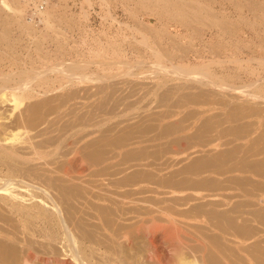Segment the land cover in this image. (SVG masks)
I'll return each mask as SVG.
<instances>
[{
	"label": "rangeland",
	"instance_id": "obj_1",
	"mask_svg": "<svg viewBox=\"0 0 264 264\" xmlns=\"http://www.w3.org/2000/svg\"><path fill=\"white\" fill-rule=\"evenodd\" d=\"M178 1L198 19L153 0H0V77L40 76L21 138L52 137L18 166V203L0 192V264H264V0ZM72 63L87 80L66 83Z\"/></svg>",
	"mask_w": 264,
	"mask_h": 264
},
{
	"label": "bare ground",
	"instance_id": "obj_2",
	"mask_svg": "<svg viewBox=\"0 0 264 264\" xmlns=\"http://www.w3.org/2000/svg\"><path fill=\"white\" fill-rule=\"evenodd\" d=\"M26 2V1H25ZM153 2L155 3V4H159L161 7H163L164 8V10L167 12L168 11V13H174V12H176L177 10H178V8H179V1L178 0H153ZM36 8V7H35ZM37 11H38V9H37ZM199 11H200V8H198L197 6H195V7H193V8H191L190 10H187V11H177V13H176V15H179V14H181L182 12H184V13H191L192 15H193V17H194V19L196 20V19H198V17H199ZM38 14L40 15V16H43L44 14H43V11L41 12L40 10L38 11ZM197 17V18H196ZM198 21V20H197ZM156 52V51H155ZM159 55V54H158ZM160 56V55H159ZM84 62H86V61H84ZM77 64V63H76ZM76 64H70L66 69H65V76H63L64 75V73L62 74V76L63 77H65V79H67V81H66V83L67 82H74V81H76V82H84V80H87L86 79V75H75V71H77V69L79 70V69H81V68H83V66H84V64H83V66H79V65H76ZM62 65V64H61ZM81 65H82V63H81ZM57 68H59V67H57ZM85 69V68H84ZM50 70V69H49ZM56 70V69H55ZM54 70V71H55ZM60 70V69H59ZM58 69H57V71H59ZM63 70V69H62ZM82 70V69H81ZM38 71V70H37ZM36 71V72H37ZM51 71V70H50ZM53 70H52V72H54ZM84 71V70H83ZM23 72V71H22ZM39 72V71H38ZM45 72V71H44ZM44 72L42 73V75L44 74ZM48 72V71H47ZM33 73H35V72H33ZM32 73V74H33ZM56 73V72H55ZM36 74H38V73H36ZM41 74V73H40ZM58 74V73H57ZM60 74V73H59ZM10 77H13V76H11V74H8ZM23 75V74H22ZM21 75V76H22ZM39 75V74H38ZM38 75H36L35 76V74H34V76L35 77H33V78H31V79H28V81L27 82H23L21 79V81L19 82V80L17 81V82H11V83H13V84H11V85H8V81L9 80H6L4 77L5 76H3V77H0V78H2V80H0L1 82H0V104H3V103H6V102H8V103H10L11 104V109H10V112H8V111H6V112H8V115L5 117V116H1L0 115V120L1 121H3L2 123H0V172H3V170L4 169H6V170H8L9 172H8V176L9 175H13V174H15L16 172H18V173H20V175H19V178H18V180H14L13 178L15 177H10V178H8V179H0V181H2L3 183V185H4V187L3 188H1L0 187V192H2L1 193V195H3V197H4V199H6L7 201H9V202H17L18 201V199L20 200V198L21 197H19V195H16V194H14L13 193V191H11V188L14 186V185H12V184H14L15 182H18V183H21L22 182V180H25V174H24V171L22 170L21 171V169H24V168H20V167H18V166H23V165H27V166H30V163L31 162H34V161H39V160H42L43 158H45V156L47 155V153H45V152H43L42 151V149H44L43 147H44V145H42V144H48L51 140V136L50 135H47V136H50L49 137V142L47 143V141L46 142H41V139H39L40 140V142L42 143H40L39 142V140H38V142L41 144V145H37L38 144V142H36V144H34V142H30L29 140H30V138H29V140L27 139V137H26V139L25 138H21V133L23 132L22 130H25V129H28V130H30L32 127H33V125H34V123H33V121H35V120H33V119H30L29 117H27V115H25L24 113L25 112H33V111H35L36 110V105H35V107H34V102L33 101H30V102H32V103H30L31 105L29 106V104H28V106L26 105V103H25V101H29V100H31V99H33V98H35V97H37V96H39V93H37L33 88H32V86H34L33 85V83H34V79L36 80L37 78H40V76H38ZM23 76H25V75H23ZM9 77V79H11ZM26 77V76H25ZM41 77H43V76H41ZM6 78H8V77H6ZM25 79V78H24ZM23 79V80H24ZM43 79V78H42ZM63 79V78H62ZM13 80V79H12ZM47 80H50V79H47ZM51 81V80H50ZM49 81V82H50ZM60 81L62 82V80L60 79ZM64 81V80H63ZM44 82H46V81H44ZM55 82V81H54ZM57 82V81H56ZM69 83V84H70ZM35 84V83H34ZM50 84V83H49ZM56 84V83H55ZM64 84V83H63ZM49 86V85H48ZM37 87V86H36ZM61 87V86H60ZM65 88H66V86H65ZM40 89V88H39ZM60 89H62V88H60ZM59 89V90H60ZM52 91V90H51ZM41 92V91H40ZM42 93V92H41ZM47 93V92H46ZM43 94V93H42ZM41 94V95H42ZM50 95V94H49ZM43 96H46L45 95V92H44V95ZM46 98V97H45ZM41 100V102H42V100L44 101V99L42 98V99H40ZM36 101H38V100H36ZM46 103V102H45ZM36 104H37V102H36ZM2 106V105H1ZM0 106V107H1ZM6 106V105H5ZM39 106V105H38ZM7 107V106H6ZM40 107V106H39ZM53 108V107H52ZM51 108V109H52ZM1 109H3V107L1 108ZM84 109V108H83ZM6 110V109H5ZM8 110V109H7ZM4 111V110H3ZM23 111H25V112H23ZM37 111V110H36ZM54 111V110H53ZM52 111V112H53ZM15 112H16V116H14L13 114H15ZM83 112V111H82ZM35 113V112H34ZM39 113V112H38ZM43 113H45V112H43ZM54 113V112H53ZM2 114V113H1ZM31 114V113H30ZM36 114V113H35ZM6 115V114H5ZM13 115V117H11ZM23 115H25V116H23ZM29 115V114H28ZM40 115V114H39ZM39 115H37L38 117H39ZM44 115V114H43ZM31 116V115H30ZM78 116V115H77ZM80 116V115H79ZM82 116H83V113H82ZM10 117H11V119H10ZM41 117V116H40ZM40 117H39V120H40ZM81 117V116H80ZM84 117V116H83ZM32 118H34V117H32ZM10 119V120H9ZM44 119V118H43ZM53 119V118H52ZM9 120V122H5V121H8ZM33 120V121H32ZM44 121V120H43ZM56 121V120H55ZM42 122V121H41ZM48 122H49V120H48ZM77 122H79V121H77ZM39 123H40V121H39ZM38 123V124H39ZM38 124H36V125H38ZM46 124H47V121H46ZM52 124V123H51ZM77 124H79V123H77ZM45 125V124H44ZM49 125V124H48ZM72 125V124H71ZM82 127H81V129H80V139L82 140V145H80V149L82 150V152L83 151H85V148H86V143L83 141L84 140V138H85V136H86V121H85V123H84V121H83V123L81 122V124H80ZM46 126V125H45ZM52 126V125H51ZM68 126V125H67ZM74 126V125H73ZM37 127V126H36ZM36 127H34V128H36ZM39 127V126H38ZM49 127V126H48ZM63 127H66V126H63ZM62 127V128H63ZM70 127V126H69ZM68 127V128H69ZM72 127V126H71ZM79 127V126H78ZM61 128V130L63 131V129ZM34 130V129H33ZM41 130H43L42 128H41ZM40 129L39 130H37V132L39 131H41ZM45 130V129H44ZM22 131V132H21ZM47 131V130H46ZM49 131V130H48ZM51 131V130H50ZM64 131H65V129H64ZM67 131V130H66ZM69 131V130H68ZM31 132V131H30ZM36 132V133H37ZM29 133V132H28ZM43 133H44V131H43ZM50 133V132H49ZM68 133V132H67ZM27 134V133H26ZM32 134H34V132L32 133ZM38 134V136L40 135L39 133H37ZM47 134V133H46ZM76 135V134H75ZM24 136H26L25 135V133H24ZM23 136V137H24ZM30 137H32V135H29ZM34 136H35V134H34ZM41 136H42V132H41ZM47 136H45V137H47ZM70 136V135H69ZM37 136H35V138H36ZM59 137V136H58ZM79 137V136H78ZM76 138V137H75ZM42 139H43V137H42ZM47 139V138H46ZM55 139H57V137H55ZM67 139V138H66ZM65 139V140H66ZM79 139V138H78ZM63 140V139H62ZM42 141H44V140H42ZM53 141H54V139H53ZM72 141V140H71ZM76 141H78V140H75L74 139V142H75V144H76ZM52 142V141H51ZM55 142V141H54ZM57 142V141H56ZM60 142V141H59ZM74 142H72V143H74ZM51 144V145H50ZM55 144V143H54ZM67 145H68V143H66ZM49 145L50 146H52V143H49ZM63 145V144H62ZM54 146V145H53ZM68 146H71V144L70 145H68ZM49 147V146H48ZM55 147V146H54ZM54 147H52V148H54ZM56 147H57V144H56ZM79 147V146H78ZM69 148V147H68ZM55 149V148H54ZM57 149V148H56ZM75 149H77V148H75ZM67 150H70V149H67ZM72 150V149H71ZM71 150H70V153H71ZM78 150V149H77ZM50 151V150H49ZM62 152V151H61ZM65 152H67V151H65ZM70 153H68L67 152V154H70ZM77 153V152H76ZM75 153V154H76ZM55 154V153H54ZM58 154V153H57ZM66 154V153H65ZM65 154H64V156H65ZM74 154V153H73ZM63 155V154H62ZM52 156V155H51ZM50 158V157H49ZM63 158V157H62ZM73 158V156L71 157V159ZM70 158H68V160H69ZM70 159V161H65L66 162V164L68 165V166H65L64 165V163H63V165H64V168H67V170L66 169H64L63 171L65 172L64 174L66 175V174H68L69 173V169L70 168H73V170L72 171H70V172H76L77 173V171H80L81 170V168H83V167H81L82 166V163H81V161H80V159L79 160H71ZM46 160H47V158H46ZM63 160V159H62ZM51 162V161H50ZM58 163V162H57ZM80 163H81V166H80ZM29 164V165H28ZM42 164V163H41ZM48 164H50V163H48ZM61 164H62V161H61ZM85 163H83V165H84ZM31 165H32V163H31ZM34 165V164H33ZM37 165H39V163L37 162ZM58 165H60V164H58ZM60 166H62V165H60ZM31 167V166H30ZM39 167V166H38ZM63 168V167H62ZM85 168V167H84ZM28 169V168H27ZM30 169V168H29ZM28 169V170H29ZM43 169V168H42ZM79 169V170H78ZM26 170V169H25ZM32 170H33V168H32ZM37 170V169H36ZM69 170V171H68ZM76 170V171H75ZM47 171V170H46ZM67 171H68V173H67ZM85 171V170H84ZM29 172H30V170H29ZM81 172V171H80ZM30 174H31V172H30ZM30 174H28L29 176H31V178L33 177V175H34V177H36L35 176V174H33V175H30ZM78 174V173H77ZM28 175H26L27 176V178H28ZM37 177H38V175H37ZM50 177V176H49ZM70 177V176H69ZM83 177V176H82ZM17 178V177H16ZM47 179H48V177H46ZM78 178H80L79 176H78ZM12 179V180H11ZM33 180H35V179H37V178H32ZM39 179V178H38ZM45 179V178H44ZM47 179H46V181H47ZM74 179V178H73ZM77 179V178H76ZM28 180V179H27ZM30 181H31V179H29ZM40 180V179H39ZM43 180V179H42ZM66 180V179H65ZM48 181H50V179H48ZM52 181V180H51ZM50 181V182H51ZM28 182V181H27ZM42 182V181H41ZM45 183V182H44ZM55 183V182H54ZM53 183V184H54ZM1 184V183H0ZM17 184V183H16ZM37 184V183H36ZM35 185V184H34ZM38 185V184H37ZM44 185V184H43ZM1 186V185H0ZM23 186H25L24 184H23ZM7 187V188H6ZM9 187V188H8ZM41 187V186H40ZM81 187H83V186H81ZM38 188V187H37ZM42 188V187H41ZM40 189V188H39ZM43 189V188H42ZM31 190V189H30ZM36 190V189H35ZM6 191H9L8 193H6ZM39 192V191H38ZM45 191H43L42 190V193H44ZM25 193V192H24ZM33 193V192H32ZM25 194H27V193H25ZM48 194H49V192H48ZM35 195V194H34ZM43 195V194H42ZM29 196H31V199H29L30 201L31 200H33L34 199V201H35V199H36V197L35 196H32V195H29ZM45 197H47L48 199H50L51 201H53V200H55L54 198H50V197H48V195H47V193L44 195ZM52 196H54V195H52ZM3 199V198H2ZM22 200V199H21ZM49 200V201H50ZM25 202H26V200H24ZM48 201V202H49ZM56 201V200H55ZM54 201V202H55ZM2 202V201H1ZM15 202V203H16ZM23 202V201H22ZM24 202V203H25ZM57 202V201H56ZM18 203V202H17ZM29 203V202H28ZM41 203V202H40ZM52 203V202H51ZM42 205H43V203H42ZM56 206H57V204H56ZM54 209L55 208H57V207H53ZM54 209H53V211H54ZM55 211H56V209H55ZM59 211V210H58ZM58 211H56V213L58 212ZM55 213V212H54ZM63 228V227H62ZM65 236V235H64ZM67 239H68V237H67ZM68 241V240H67ZM72 245V244H71ZM127 249V248H126ZM72 252V254H74L76 251H71ZM76 254V253H75ZM74 254V256H72V257H74V258H76V256L77 255H75ZM22 257V256H21ZM24 257V256H23ZM122 258H123V256H122ZM133 259V258H132ZM21 260V262L19 263V264H35V262L33 261L34 260V258H33V256H30L29 254L28 255H25V257L24 258H22V259H20ZM77 260V259H76ZM123 260V259H122ZM179 261V260H178ZM131 262V261H130ZM195 262V260L192 262H190V261H182V260H180V262L178 263V264H195L194 263ZM132 263V262H131ZM44 264V263H43ZM46 264V263H45ZM125 264V263H124ZM130 264V263H129Z\"/></svg>",
	"mask_w": 264,
	"mask_h": 264
}]
</instances>
